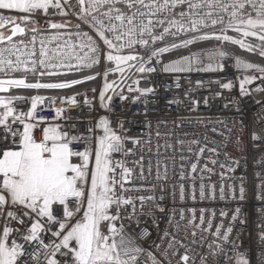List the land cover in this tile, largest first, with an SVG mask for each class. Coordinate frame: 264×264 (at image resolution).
Segmentation results:
<instances>
[{
  "label": "snow or ice",
  "instance_id": "1",
  "mask_svg": "<svg viewBox=\"0 0 264 264\" xmlns=\"http://www.w3.org/2000/svg\"><path fill=\"white\" fill-rule=\"evenodd\" d=\"M70 14L80 21L75 25L77 31H57L47 37L41 35L39 58L36 59V34H43L48 29L67 30L72 26L70 20L58 23L50 17H68ZM29 32L33 33L28 41L32 48L28 50V44L21 39L18 41L24 48L21 52L13 38ZM229 32L237 36L229 35ZM250 37L259 43L249 42ZM213 40L239 45L241 49L264 57V0H75V4L72 0H0V44L8 45L0 48V73L8 77L0 79V92L70 89L95 80L97 76L104 79L101 90H91L93 97H88L86 92L66 98L34 95L27 111L18 108L16 101L29 98L0 96V264H264V174L256 173L258 183L254 197L259 207L256 208V247L253 249L244 245V229L250 223L244 211L248 200L246 173L236 177L238 185H228L227 193L224 184H220L219 199L236 202V207L231 213L220 211L221 217H230L229 223L225 226L221 221L213 231L212 219H205L206 209H201L199 217L195 209H189L192 215L188 218L185 210L177 209L175 205L177 197L180 202L217 199V185L205 184L202 175L207 172L210 179L214 168H208L207 164L200 167V158L206 150L218 157L220 147H200L195 153L196 162L190 164V172L182 166L178 176L174 175L176 182L171 184L170 192L167 165L163 174L157 166L159 185L153 184L149 188L134 185L133 169L127 166L126 158L135 156L142 137L130 134L131 129L125 126L113 105L115 96L122 103H141L144 105L141 114L147 117L151 102L148 97L158 92L157 86L147 80L149 86L139 87L140 80L137 79L133 81L136 87H126L128 93L138 95H125L120 86L127 79L125 71L135 70L142 75L224 72L223 61L230 53L220 46L165 59L166 54L174 50ZM53 42L56 47L49 49L48 45ZM22 55L26 58L21 59ZM73 56L75 65L71 62ZM102 64L107 65L102 73L70 81L29 82L26 75L58 76L64 74L62 69H91ZM235 68L245 72L238 78L241 98L250 97L253 92L264 93V65L236 57ZM15 72L25 75L19 78L10 75ZM115 73L120 74V83L108 80V76ZM181 79L175 75L172 84L180 88ZM211 83L228 91L236 86L232 79ZM254 84L256 86L251 87ZM195 87L203 88L204 82L196 81ZM172 90V85L164 88L165 92ZM191 92L189 81L184 100L172 98L166 103L168 106L186 104L190 112H195L201 101L191 96ZM215 95L222 93L217 91ZM77 96L83 97V104L89 111L97 112L93 101L98 96L99 108L104 110L89 121L86 130H73L71 124L79 122V118L73 121L66 116L68 107L55 108L51 120L37 115L38 109L40 112L51 110L40 107L46 100L55 104L60 99L62 104L79 107ZM203 103H209L207 97ZM257 103L264 104V101ZM229 104L240 110L235 99L223 107L228 108ZM177 119L182 122L187 117L178 116ZM201 119L198 117L197 122ZM146 123V139L150 142L152 121L146 120ZM218 123L227 131V135L218 133L224 137L220 144L227 163L217 159L209 162L214 166L219 164L223 181L225 173L235 174L242 165L246 167L247 155L238 157L228 149L231 146L237 153L246 152L242 133L247 126L240 123L228 127L223 121ZM233 133H237L234 139ZM156 135H160L159 131ZM250 141L255 148L264 147V128L259 132L252 131ZM191 143L199 144V141ZM189 152H192L191 147ZM261 156L264 157V152ZM142 161L143 156L136 163L143 179ZM257 164L264 165V159ZM148 171L151 174V166ZM198 171L201 173L199 178L196 176ZM227 178L231 179L230 176ZM169 195L171 208L166 204ZM211 215L214 219L217 213L213 210ZM161 218L177 232L181 221H185V227L191 225L193 239L190 243L201 248L206 245V251L195 252L169 229H161ZM197 218L199 224L195 223ZM195 229H200V240L195 239ZM235 229L239 230L233 235ZM161 231L163 237L159 236ZM154 232L161 240L171 237L167 247L156 242ZM205 232L211 239L204 235ZM248 237L251 240V232ZM152 249L159 250L162 259Z\"/></svg>",
  "mask_w": 264,
  "mask_h": 264
},
{
  "label": "built area",
  "instance_id": "2",
  "mask_svg": "<svg viewBox=\"0 0 264 264\" xmlns=\"http://www.w3.org/2000/svg\"><path fill=\"white\" fill-rule=\"evenodd\" d=\"M72 3L75 4V0H72ZM9 13H5V15H8ZM54 22H63L65 19L71 21V27L67 30H54V29H48L47 32L43 34H36L37 35V43L35 46L36 51V59L39 58V40L41 39V35L47 37L50 35L56 34L57 31H71L75 33L77 29L75 28V25L80 23V21L76 18L74 15H69L68 17H61L59 15H54L50 17ZM43 27V25H41ZM85 31H89L86 26H82ZM3 31H7V29H3ZM33 33L29 32L27 35L21 37H16L14 41L17 42V47L21 48V52L24 51V48L22 45L18 43L19 40L23 39L26 44H28V41L31 39V36ZM75 36H73L72 40L75 41ZM171 39V38H169ZM61 44H63V41H60ZM7 44H0V48L7 47ZM223 47L227 52L230 53L229 57H226L224 59L225 63V71L224 72H197L193 71L192 73H182V74H174V75H167V74H140L138 72H135V70H132V72L127 71V75L125 76L127 79L124 81V83H121V88L124 89V94L127 96L135 97L138 95L136 92L128 93L127 92V85H132L133 87H136L135 84H133V81L139 79L140 84L139 87H147L149 86V83H146L147 81H150L152 84L157 86L158 92L154 96L148 97V99L151 101L148 104V113L147 117L142 115V111L144 109V105L141 103H130L129 101H124L123 103L120 101L118 96H115L113 99V105L115 107V112L119 114L120 118L124 120L125 126L127 128L131 129L130 134L131 135H137L142 137L141 145L137 148L135 156H128L126 158L127 160V166L133 169L132 174V184L134 185H143L145 188L151 187L153 184L159 185V183L156 180V171L157 166H159L160 173L163 174L164 167L167 165V172H168V191L171 190V184L175 183L176 181L173 179L174 175L178 176V174L181 171V167L187 171L190 172V164L192 162H196V155L195 153L198 152L200 147H204L207 145L209 148L211 147H220L221 155L218 157L213 156L211 152H208L207 150L203 154V156L200 158V167H203L204 164H207L208 168H214V174H211L209 179V173L204 172L202 175L204 176V182L205 184L209 183H215L217 185V199L211 200L206 199L204 201H192L191 199H186L184 202H180L179 198L177 197L176 202V208L180 209L183 208L185 210V215L188 218H191L192 213L189 211V209H195L197 217L201 214V209H206L207 211L204 213L205 219H212L213 224V231L215 227L223 221L224 225L227 226L229 223L230 217H221L219 215L220 211H227L231 213V210L236 207V202L230 201L227 198L224 200L219 199V187L220 184L223 183L225 186V191L227 193L228 191V185H231L235 183L236 185L239 184V181L236 179L239 175L242 173H246L247 179L245 182V186L248 189V200L244 204V211L247 213L248 219L250 221L248 227L244 229V245L245 247H252L255 249L256 247V233H255V220H256V208L259 207V202L255 200L254 197V190L255 186L258 183L256 180V173L261 172L264 174V165L257 164V161L260 159H264V157L261 156V152H264V147L262 148H255L253 147L252 142L250 141V133L252 131L259 132L262 128H264V104L257 103V101H264V93L261 92H253V94L250 97H240L239 94V87H238V78L242 77V75L245 74L243 69L237 70L235 68V58L239 57L243 60H246L239 55L229 51L224 45H216V46H202L199 48H195L191 51L181 53V54H174V51L170 52L169 54H166L165 59H176L182 55H191L193 52H201L202 50H207L213 47ZM49 49L56 47V42H53L48 45ZM32 45L28 44V50H31ZM143 51V50H141ZM82 54V53H81ZM171 55V56H170ZM15 59V57H12ZM25 56H21V59H25ZM248 61V60H246ZM74 65L77 63L74 56L71 61ZM205 62H207L205 57ZM250 62V61H248ZM107 65H100L93 67L91 69L83 68L81 70H72L69 71L68 69H62L64 74H79L83 72H93L95 74L96 72H103L104 68ZM31 74L27 73L26 75ZM92 74V75H93ZM117 74V73H115ZM115 74H110L108 76V80L110 77L114 76ZM11 76L17 78L20 76L25 75L23 72H15L11 73ZM33 75V74H32ZM38 75V73L36 74ZM175 75L180 76L181 84L182 86L180 88H176L174 84H172V81L175 77ZM4 73H0V79H6ZM225 79H232L234 83H236V86L231 90H223L220 89L217 84L211 83V81L215 80H221L224 81ZM118 83L121 81V77L118 76L116 79ZM189 81H191L192 85V92L191 96L199 99L201 101L199 107L195 112H190L189 106L186 104H181L179 106L177 105H171L168 106L166 101L168 99L177 98L180 100H184L185 98V92L187 91L189 87ZM196 81H203L204 87L203 88H196L195 82ZM95 85L92 87H87L84 89H81L79 91H76L74 93H67V94H53L48 95L45 97H56V98H66L71 97L75 95L76 93H87L88 97H93V92L91 91L93 88L97 89V92L102 89L104 79L102 76H97V78L94 80ZM256 84H259V81L256 82ZM163 85V86H161ZM168 85H172L173 90L169 92H165L164 88ZM256 85H252L251 87H255ZM221 92V96H216L215 92ZM208 98L209 103L207 105H204L203 100L205 98ZM77 100L80 102L79 107H72L70 105L62 104L60 99H57L55 104H50L49 101H45V104L40 106L44 107L46 109L51 110H45L43 112H40L39 109L37 111V115H43L48 117L50 120L55 115V108L59 107H68V111L65 113L66 116H69L73 118V121L76 120V118H79V122H73L71 126L73 127V130L76 128H80L81 130H86L87 127H89V121L93 120L98 114H102L104 112L103 109L99 108V100L98 96L93 101L97 111H89L87 106L83 104V97L77 96ZM235 99L239 104V111L236 110V108L229 104L228 108L223 107L225 103H229V101ZM31 100L28 99L16 101V105L18 108L23 109L24 111H27L30 108ZM178 116L181 117H187V119L181 120L177 119ZM203 118L199 122H197V118ZM146 120L152 121V130H151V139L150 142L147 141V129L148 125L146 123ZM175 121V123H173ZM218 121H223L224 124H226L228 127H233L236 125H239L240 123H243L247 127L245 128L244 133L242 135L245 136V144L247 145V150L245 153H237L235 150L229 146L228 151L231 152L235 156H242L247 155L248 159L246 162V167L242 165V168L237 170L235 174L232 173H225L226 178L221 181V172L223 171L219 164L212 165L209 161L210 159H217L220 163H227L225 160L224 155L222 154L224 149L222 145L220 144V141L224 139V137L220 136L219 132H225V135H227L226 129L218 123ZM216 128L217 131L213 132L212 129ZM159 131L160 135L157 136L156 133ZM187 133V135H185ZM237 133H233V139L235 138V135ZM184 141L183 144L179 143L178 141ZM198 140L199 144H193L191 141ZM213 141L216 143L213 144ZM129 147H132V145H129ZM191 147L192 152H189V148ZM143 156L142 165L144 168V178H141L140 175V166L136 163V161L140 160V157ZM149 166H151V174H149ZM201 173L198 171L196 173L197 178ZM231 177V179H228L227 177ZM128 186V185H126ZM188 189L191 188V183L188 184ZM198 181H197V192H198ZM157 194H159V186H157ZM147 194V193H145ZM166 204L168 207H172V198L171 196H167L166 198ZM215 211L217 213L216 217L212 218V211ZM176 219L178 220L179 217L177 216ZM195 223L199 224V219L195 221ZM207 225L205 224L204 227ZM161 229H169V231L177 236L178 240H181L182 242L188 244L189 248L194 249L195 252H201L206 251V245L204 248H201L198 244H191L190 241L193 239L191 237V231L193 230L191 225H188L185 227V221L180 222V229L179 232H177L176 228L171 227L169 224L164 222L163 218H161L160 223ZM151 230V229H150ZM239 229H235L233 235H235V232ZM197 232V236L195 239L200 240V229H195ZM251 232V240H249L248 233ZM154 238L156 239V242L158 244H161V247H167V241L171 239V237H166L163 240L156 237L155 232ZM205 236L209 237L211 239V236L209 233L205 232ZM160 237H163V231L159 233ZM159 258L162 259L160 256L159 250L152 249ZM183 251V250H182Z\"/></svg>",
  "mask_w": 264,
  "mask_h": 264
},
{
  "label": "trees",
  "instance_id": "3",
  "mask_svg": "<svg viewBox=\"0 0 264 264\" xmlns=\"http://www.w3.org/2000/svg\"><path fill=\"white\" fill-rule=\"evenodd\" d=\"M216 45H223L221 42H218V41H205V42H199L195 45H192V46H189V48L187 49H178L174 52V54H181V53H185V52H188V51H191L195 48H199V47H202V46H216ZM225 46V45H224ZM229 51L239 55L240 57H242V55L239 54V52L237 51H233L231 50V48L228 46H225ZM171 56V55H170ZM244 59H247L253 63H256V64H260V65H264V60L263 59H260V60H251V59H248V58H245V57H242ZM254 57H252L253 59ZM93 72H83V73H79V74H62V75H58V76H43V77H40L39 75H32V74H28L27 75V79L29 82H34L36 80H40L41 82H56V81H63V80H72V79H83L85 76L87 75H92ZM95 85V82L94 80H90V81H85V83L83 84H79V85H75L73 86L72 88L70 89H56V90H48V89H40V90H34V89H23V90H19L17 91L16 95H19V96H24V97H27V98H31L32 96L34 95H40V96H44V95H52V94H67V93H74L76 91H79L81 89H84V88H87V87H92Z\"/></svg>",
  "mask_w": 264,
  "mask_h": 264
},
{
  "label": "rangeland",
  "instance_id": "4",
  "mask_svg": "<svg viewBox=\"0 0 264 264\" xmlns=\"http://www.w3.org/2000/svg\"><path fill=\"white\" fill-rule=\"evenodd\" d=\"M228 34L229 35H232L234 37L237 36V34L234 33V32H229ZM248 41L251 42V43H254V44H258L259 43L258 40H256L255 38H251V37L248 38ZM222 44L225 45V46H227V47L229 46L231 48V50H233V51L234 50L236 52L238 51L239 54L242 55V57H245V58H248V59H251V60H255V59H257V60L263 59L264 60V57H261L258 53H250V52H248V51H246L244 49H241L239 47V45H233L231 43H222ZM252 57H254V58L252 59ZM126 75H127V71H125V73H124V76H126ZM118 76H120L119 73L115 74L114 76H112V77L109 78V81L116 80L118 78ZM19 90H23V89H11L9 93H2V92H0V96L16 95L17 91H19Z\"/></svg>",
  "mask_w": 264,
  "mask_h": 264
},
{
  "label": "water",
  "instance_id": "5",
  "mask_svg": "<svg viewBox=\"0 0 264 264\" xmlns=\"http://www.w3.org/2000/svg\"><path fill=\"white\" fill-rule=\"evenodd\" d=\"M14 38H16V37H14ZM14 38H13V39H14Z\"/></svg>",
  "mask_w": 264,
  "mask_h": 264
},
{
  "label": "crops",
  "instance_id": "6",
  "mask_svg": "<svg viewBox=\"0 0 264 264\" xmlns=\"http://www.w3.org/2000/svg\"><path fill=\"white\" fill-rule=\"evenodd\" d=\"M19 78V77H18Z\"/></svg>",
  "mask_w": 264,
  "mask_h": 264
}]
</instances>
